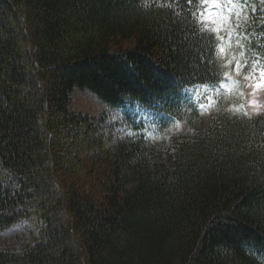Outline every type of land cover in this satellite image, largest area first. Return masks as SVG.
<instances>
[{
	"label": "trees",
	"instance_id": "trees-1",
	"mask_svg": "<svg viewBox=\"0 0 264 264\" xmlns=\"http://www.w3.org/2000/svg\"><path fill=\"white\" fill-rule=\"evenodd\" d=\"M255 8L241 34L263 59ZM198 13L199 0H0V232L38 230L0 264H264V114L198 111L190 88L225 77ZM75 90L135 135L106 147L105 112L72 109Z\"/></svg>",
	"mask_w": 264,
	"mask_h": 264
},
{
	"label": "rangeland",
	"instance_id": "rangeland-1",
	"mask_svg": "<svg viewBox=\"0 0 264 264\" xmlns=\"http://www.w3.org/2000/svg\"><path fill=\"white\" fill-rule=\"evenodd\" d=\"M264 2V0H258ZM248 7L236 5L235 14H229L233 11L228 8L214 16H209L207 20L201 22L203 28L211 29L220 27L222 29H214L217 32V37L221 44L219 47V54L221 60L227 67L228 80L236 79L242 80L244 83L241 88H237L231 84L234 89L228 91L227 86L222 83L225 92L216 97L207 92L206 87H200L202 108L206 111L217 108L221 103L233 107L237 112L254 118L264 112V70H260L257 66L251 69H243L240 66L239 39L235 34L238 31V22L246 19V12ZM200 20V19H199ZM223 35H220V31ZM221 89V88H220ZM214 99L215 102H214ZM71 108L82 113L98 115L101 112L106 114V124L101 129L103 132V142L106 147H110L118 139L125 138L127 135H132L133 131L128 130V125L121 122V111L105 107L96 97L87 91L75 90L72 94ZM208 113V112H207ZM206 113V114H207ZM172 130V129H171ZM164 132H158L154 129H149L148 136L157 143V147L166 149L169 146L168 139ZM164 157V154L162 155ZM37 224V223H36ZM35 219H23L15 223L8 229L0 232V247L9 246L18 250L20 245L29 240L32 236L37 234V225Z\"/></svg>",
	"mask_w": 264,
	"mask_h": 264
},
{
	"label": "snow or ice",
	"instance_id": "snow-or-ice-1",
	"mask_svg": "<svg viewBox=\"0 0 264 264\" xmlns=\"http://www.w3.org/2000/svg\"><path fill=\"white\" fill-rule=\"evenodd\" d=\"M245 3L247 0H199V19L201 22L207 20L209 16H214L218 13H221L223 11H227L228 8H232L233 11L230 12L229 14H235L237 15L236 12V5H239L240 3ZM187 3L189 6H192L193 0H187ZM191 15L196 16L197 13L193 12ZM214 29H222L220 27L214 28ZM214 29H211V33L213 36L217 35V32L214 31ZM223 31H220V35L222 34Z\"/></svg>",
	"mask_w": 264,
	"mask_h": 264
}]
</instances>
